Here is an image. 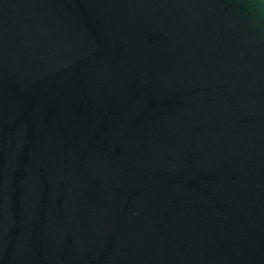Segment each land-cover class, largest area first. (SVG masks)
Segmentation results:
<instances>
[{"label":"water","instance_id":"95a60500","mask_svg":"<svg viewBox=\"0 0 264 264\" xmlns=\"http://www.w3.org/2000/svg\"><path fill=\"white\" fill-rule=\"evenodd\" d=\"M0 264H264V0H0Z\"/></svg>","mask_w":264,"mask_h":264}]
</instances>
